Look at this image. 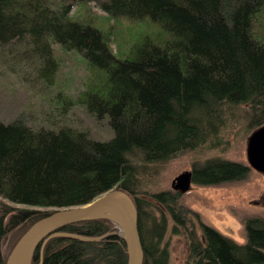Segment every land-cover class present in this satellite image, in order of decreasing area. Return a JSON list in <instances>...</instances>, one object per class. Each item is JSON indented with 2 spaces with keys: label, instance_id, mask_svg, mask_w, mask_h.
<instances>
[{
  "label": "trees",
  "instance_id": "1",
  "mask_svg": "<svg viewBox=\"0 0 264 264\" xmlns=\"http://www.w3.org/2000/svg\"><path fill=\"white\" fill-rule=\"evenodd\" d=\"M87 2H96L109 19H151L166 36H143L118 57L89 7L83 18L72 16ZM59 48L77 50L89 70L103 75L69 103L97 119L107 116L113 136L96 140L86 130L32 126L21 117L0 121V264L33 222L55 210L115 188L133 194L136 171L126 157L133 149L145 162L167 161L217 137L227 112L254 129L264 124V0H0L2 51L51 79ZM247 170L216 159L193 164L191 172L193 182L208 185L240 180ZM151 196L157 215L144 216L143 201L134 198L142 264H168L166 215L176 234L187 229L191 210L178 192ZM200 229L195 240L187 233L190 264H264L263 217L246 218L242 243L215 228ZM58 231L108 235L98 241L52 237L37 247L31 264H126L124 240L107 219Z\"/></svg>",
  "mask_w": 264,
  "mask_h": 264
},
{
  "label": "rangeland",
  "instance_id": "2",
  "mask_svg": "<svg viewBox=\"0 0 264 264\" xmlns=\"http://www.w3.org/2000/svg\"><path fill=\"white\" fill-rule=\"evenodd\" d=\"M86 7L95 16L96 24L109 34L118 57L125 56L133 43L143 36H166L162 33V27L151 19H109L96 2L75 6L72 16L83 18V9ZM56 56L60 66L51 79H45L37 76L36 67L33 70L29 63L0 49V121L8 122L21 117L32 126L56 128L68 125L86 130L96 140H109L113 131L107 116L97 119L87 113L82 105L69 103L90 84L102 81L103 75L89 70L84 57L77 50L59 48ZM230 115L229 112L224 115L226 124L217 137H211L196 149L180 153L167 161L145 162L138 149L126 154L136 171L129 187L134 198L143 201L144 216L159 214L153 206L155 202L151 195L172 191L173 178L183 171L191 170L193 164L201 166L206 161L221 159L242 163L250 169L240 180L208 185L193 182L192 190L180 194V204L189 208L191 214L186 216L187 229L176 234L171 232L172 220L166 215L167 226L162 245L166 244L168 248V264H190L187 233L191 232L192 240L199 238L200 224L215 228L242 243L245 241L246 218H264V174L249 167L245 154L247 136L254 128L247 125L244 117L233 119ZM231 122L234 123L228 126Z\"/></svg>",
  "mask_w": 264,
  "mask_h": 264
},
{
  "label": "water",
  "instance_id": "3",
  "mask_svg": "<svg viewBox=\"0 0 264 264\" xmlns=\"http://www.w3.org/2000/svg\"><path fill=\"white\" fill-rule=\"evenodd\" d=\"M245 154L249 167L264 174V124L247 136ZM191 185L190 170L179 173L171 182L172 189L179 194L188 192ZM94 219H107L114 225V233L125 243L126 264H142L143 249L138 231L136 204L134 196L123 188L111 189L83 205L57 209L33 222L14 244L5 264H31L37 247H42L52 237L64 236L81 241L102 239L108 233L83 236L58 231L65 225Z\"/></svg>",
  "mask_w": 264,
  "mask_h": 264
},
{
  "label": "bare ground",
  "instance_id": "4",
  "mask_svg": "<svg viewBox=\"0 0 264 264\" xmlns=\"http://www.w3.org/2000/svg\"><path fill=\"white\" fill-rule=\"evenodd\" d=\"M129 153H130V152H129ZM141 153H142V152H141ZM247 167H248V166H247ZM249 170H250V169H249ZM249 170H248V171H249ZM190 171H191V170H190ZM248 171H247V172H248ZM259 175H260V174H259ZM169 192H173V193H174L173 190H172V191H169ZM259 196H260V195H259ZM261 196H262V195H261ZM177 206H178V205H177ZM259 206H261V205H259ZM182 228H183V227H182ZM178 229H179V228H178Z\"/></svg>",
  "mask_w": 264,
  "mask_h": 264
},
{
  "label": "flooded vegetation",
  "instance_id": "5",
  "mask_svg": "<svg viewBox=\"0 0 264 264\" xmlns=\"http://www.w3.org/2000/svg\"><path fill=\"white\" fill-rule=\"evenodd\" d=\"M192 182H193V179H192Z\"/></svg>",
  "mask_w": 264,
  "mask_h": 264
}]
</instances>
